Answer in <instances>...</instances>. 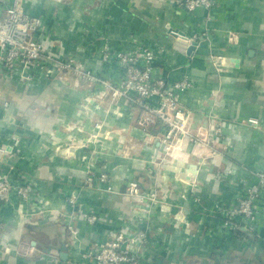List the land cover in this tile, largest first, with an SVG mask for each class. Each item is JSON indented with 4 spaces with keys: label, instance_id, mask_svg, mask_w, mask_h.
Wrapping results in <instances>:
<instances>
[{
    "label": "crops",
    "instance_id": "crops-1",
    "mask_svg": "<svg viewBox=\"0 0 264 264\" xmlns=\"http://www.w3.org/2000/svg\"><path fill=\"white\" fill-rule=\"evenodd\" d=\"M24 1L43 19L48 51L62 60L116 80L122 69L104 51L149 47L169 87L190 78L192 87L177 97L198 140L167 150L161 120L144 129L136 106L52 63L29 83L0 67V172L35 183L33 207L0 212V264H85L82 254L118 230L147 232L143 264H264V192L254 231L223 225L224 210L264 171V0H217L212 10L193 12L180 0ZM12 2L0 0V14ZM170 29L187 40L184 50ZM215 54L225 56V70L213 65ZM97 121L102 140L94 145L85 140ZM103 164L113 191L82 176L84 169L99 174ZM131 180L155 202L126 194Z\"/></svg>",
    "mask_w": 264,
    "mask_h": 264
},
{
    "label": "built area",
    "instance_id": "built-area-1",
    "mask_svg": "<svg viewBox=\"0 0 264 264\" xmlns=\"http://www.w3.org/2000/svg\"><path fill=\"white\" fill-rule=\"evenodd\" d=\"M24 2V0H13L12 4L6 5L0 14V67L5 77L19 75L25 82H34L40 79L38 70L56 61L55 65L59 69L77 73L90 83L103 86L112 95V101L123 98L128 104L136 106L137 124L144 129L155 118L161 120L165 126L163 141L167 150L184 148L185 138L189 142L198 140L191 134V113L182 106L177 97L178 90L184 91L192 87L190 78L176 80L169 87L167 77L154 71L156 54L149 47L113 52L105 50L103 54L105 61L115 62L122 69L116 80L100 76L87 67L80 68L73 59L62 60L48 51L41 37L44 31L42 17L32 15L26 9ZM217 4V0H180L178 5L182 10L193 12L198 8L212 10ZM170 32L178 35L173 29H170ZM186 39L196 40V37H186ZM212 62L219 71L225 70L224 55H213ZM153 98L158 99V104L153 103ZM249 121L259 126L257 119L251 118ZM102 127V121L95 122V129L85 141L99 145L102 140L100 135ZM218 129L216 128L215 131L218 132ZM199 141L202 142L201 139ZM96 150L93 149L91 152L97 154ZM85 161L95 167L91 157H85ZM102 169L99 174L92 169L87 170L86 181L90 186L102 183L108 190L113 191L112 175L106 169V164L102 165ZM254 174L258 182L245 186L243 195L238 197L236 204L224 210L223 225L230 230L256 229L260 216L256 200L264 192V171L257 170ZM215 176L222 178L223 173L217 170ZM19 179L22 178L0 172V212L9 205H17L19 211L23 213L33 207L35 183L29 178L28 181ZM125 192L138 202L146 203L148 198L151 201L155 200L153 195L149 197L143 192L141 184L136 180L127 183ZM77 197L76 193H71L67 198V203L73 207V210L77 205ZM81 212L88 223L96 222L98 218L96 214ZM146 233L144 230L136 233L118 230L110 238L94 242L91 248L82 254L84 263L143 264L141 250L147 240Z\"/></svg>",
    "mask_w": 264,
    "mask_h": 264
},
{
    "label": "water",
    "instance_id": "water-1",
    "mask_svg": "<svg viewBox=\"0 0 264 264\" xmlns=\"http://www.w3.org/2000/svg\"><path fill=\"white\" fill-rule=\"evenodd\" d=\"M186 42H187V40H184L183 38H180L179 36H178V40H177V46H178V48H181V49H183L184 50V46H185V44H186ZM195 41L188 47V52H191L192 51V49L194 48V46H195ZM57 148H59L60 149V147H57ZM63 152H66L68 149H67V147H65V148H63V149H61ZM87 175V171L84 169V170H82V176L83 177H85Z\"/></svg>",
    "mask_w": 264,
    "mask_h": 264
},
{
    "label": "rangeland",
    "instance_id": "rangeland-1",
    "mask_svg": "<svg viewBox=\"0 0 264 264\" xmlns=\"http://www.w3.org/2000/svg\"><path fill=\"white\" fill-rule=\"evenodd\" d=\"M55 63H57V62L55 61ZM55 63L52 62V65H53L54 67L56 66ZM56 67H57V66H56ZM94 155H95V154H94Z\"/></svg>",
    "mask_w": 264,
    "mask_h": 264
},
{
    "label": "trees",
    "instance_id": "trees-1",
    "mask_svg": "<svg viewBox=\"0 0 264 264\" xmlns=\"http://www.w3.org/2000/svg\"><path fill=\"white\" fill-rule=\"evenodd\" d=\"M237 231H239V233H240V232H242V229H239V230H237Z\"/></svg>",
    "mask_w": 264,
    "mask_h": 264
}]
</instances>
